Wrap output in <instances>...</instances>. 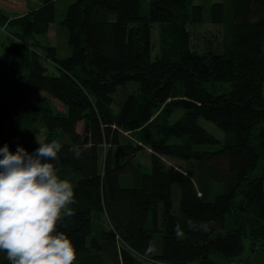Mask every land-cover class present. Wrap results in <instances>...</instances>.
I'll return each mask as SVG.
<instances>
[{
    "label": "trees",
    "instance_id": "trees-1",
    "mask_svg": "<svg viewBox=\"0 0 264 264\" xmlns=\"http://www.w3.org/2000/svg\"><path fill=\"white\" fill-rule=\"evenodd\" d=\"M57 1L43 0L15 18L0 10V25L15 33L0 57V147L34 151L38 123L48 142L59 138V174L71 180L76 199L58 230L75 243L74 264H236L248 241L252 251L262 250L264 0L215 2L211 22L227 27L228 48L203 53L193 49L187 27L202 23L204 11L200 5L186 10L190 0H149L147 10L143 0H74L61 21L70 53L62 57L56 46L44 47L54 65L50 73L25 41L48 34ZM156 21L176 27L173 57L151 56ZM21 61L30 70L23 80L16 75ZM131 82L138 84L134 91L127 90ZM223 84L228 88L215 90ZM43 92L66 112L40 99ZM165 105V114L183 115L165 122L159 136L147 134ZM145 127L140 146L125 135ZM145 146L152 152L150 172L134 162ZM128 177L132 185L125 186ZM0 264H9L6 252H0Z\"/></svg>",
    "mask_w": 264,
    "mask_h": 264
},
{
    "label": "clouds",
    "instance_id": "clouds-1",
    "mask_svg": "<svg viewBox=\"0 0 264 264\" xmlns=\"http://www.w3.org/2000/svg\"><path fill=\"white\" fill-rule=\"evenodd\" d=\"M38 143L31 152L23 145L0 147V252L9 264H74L75 243L58 230L76 199L71 180L59 174L64 146L59 138ZM72 151L79 158V148Z\"/></svg>",
    "mask_w": 264,
    "mask_h": 264
},
{
    "label": "rangeland",
    "instance_id": "rangeland-1",
    "mask_svg": "<svg viewBox=\"0 0 264 264\" xmlns=\"http://www.w3.org/2000/svg\"><path fill=\"white\" fill-rule=\"evenodd\" d=\"M74 0H58L57 1V19L56 22L51 26L48 34L39 36L34 39H30L28 41H25L29 48L31 50L38 51L41 54L42 59L44 60L46 66H48V70L50 73H54V65L49 59V56L45 54L44 47L46 46H56L60 55L62 57H66L70 53V47L67 42L66 34L64 30L61 27V21L64 17V14L67 11V8L69 4ZM225 0H190V8L189 10H192L193 5H200L203 8L204 11V21L200 24H193L190 23L187 27L190 35H191V41H192V47L195 51L199 53L206 52L209 49H213L217 52H224L228 48V41H226L227 37V27L223 24H215L211 22V7L215 2H222ZM13 0H6L3 2V0L0 1V10L3 12H8L10 17H17L20 16L24 11L25 13H28L33 8H38L43 4V0H19L15 2V5L13 7ZM143 8L149 9V0H143L142 1ZM12 15V16H11ZM176 27L173 23H169L166 21H156L152 23V35L150 42L148 44V49L151 53L152 58L157 57H173L176 53V44L173 40V35ZM13 28L7 27V25L1 26L0 25V57L3 56L8 49L11 48L13 42L15 41ZM17 42V40H16ZM28 62L21 61L17 68V76L19 79H25L29 75V65L26 64ZM1 86V83H0ZM208 87H210L208 85ZM138 88V84L136 83H129L127 85V90L134 91ZM216 88V87H214ZM224 88H228V84H223V86H218L217 91L224 90ZM122 87L119 90V94L122 92ZM118 94V95H119ZM181 94L178 92L177 96L172 97V99L169 100V104L173 102L175 99H178V95ZM116 96V98L118 97ZM40 99L45 100L51 106L53 109L58 113H64L66 112V109L64 105L56 100L55 98L51 97L47 93L43 92L40 96ZM167 105L160 108L155 112V115L153 117V122L151 125L145 128H142V130H137L132 133H126L128 138L134 141V143L137 146H140L141 140L139 139L140 135L145 134V129H147V134L153 133L156 136H159L161 134V128L165 124V122L169 124H173L179 119L182 115V111H175V113L171 115L165 114V110H167ZM115 109H117V105H115ZM118 111V110H116ZM201 124L209 130L212 134H214L216 137L220 138L223 136V132L221 129L216 126L214 123L210 121H206L205 119H201ZM38 126L40 128V134L35 139V144L39 145L38 139H40L41 142H48V134L46 132L45 127L42 125V123H38ZM153 126V127H151ZM78 130L80 133L85 132V124L82 122L78 126ZM200 149H207V146H201ZM151 150L148 146H145L142 151H140L136 158L134 159V162L137 165H142L144 169H146L147 172H150L152 169V155ZM166 163L169 165L172 164H182L187 166H190L192 168V164H185L182 162H178L172 159H166ZM193 169V168H192ZM192 175H194L192 173ZM124 185L130 186L132 185L130 181V177L124 179ZM175 210H178L179 208V200L177 196H180V189L179 187H175ZM162 216V215H161ZM234 224V223H233ZM229 225L231 226V219L229 222ZM159 241V244H158ZM162 242V236L157 235V246L156 250H161V242ZM247 252L250 251V243L247 242Z\"/></svg>",
    "mask_w": 264,
    "mask_h": 264
},
{
    "label": "crops",
    "instance_id": "crops-1",
    "mask_svg": "<svg viewBox=\"0 0 264 264\" xmlns=\"http://www.w3.org/2000/svg\"><path fill=\"white\" fill-rule=\"evenodd\" d=\"M1 1V0H0ZM6 0H3V2ZM13 7L15 5L16 1L19 0H13ZM21 1V0H20ZM6 13L8 15H10L7 11ZM25 11L20 15H25ZM12 16V15H11ZM18 17V16H17ZM11 18H15V17H11ZM249 242V241H248ZM250 243V242H249ZM248 249V248H247ZM250 251L249 252H245V254L243 255V257L236 263V264H264V248L262 250H257V251H252L251 248H249Z\"/></svg>",
    "mask_w": 264,
    "mask_h": 264
},
{
    "label": "water",
    "instance_id": "water-1",
    "mask_svg": "<svg viewBox=\"0 0 264 264\" xmlns=\"http://www.w3.org/2000/svg\"><path fill=\"white\" fill-rule=\"evenodd\" d=\"M86 133L89 134V124L86 125ZM86 142H88V135L86 136Z\"/></svg>",
    "mask_w": 264,
    "mask_h": 264
}]
</instances>
